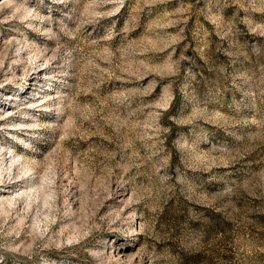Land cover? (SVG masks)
Listing matches in <instances>:
<instances>
[{
	"label": "rangeland",
	"instance_id": "374dc122",
	"mask_svg": "<svg viewBox=\"0 0 264 264\" xmlns=\"http://www.w3.org/2000/svg\"><path fill=\"white\" fill-rule=\"evenodd\" d=\"M0 264H264V0H0Z\"/></svg>",
	"mask_w": 264,
	"mask_h": 264
}]
</instances>
